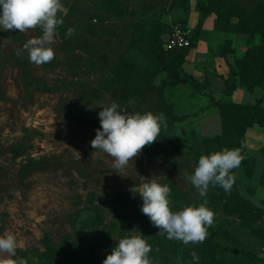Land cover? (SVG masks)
<instances>
[{"label": "rangeland", "instance_id": "374dc122", "mask_svg": "<svg viewBox=\"0 0 264 264\" xmlns=\"http://www.w3.org/2000/svg\"><path fill=\"white\" fill-rule=\"evenodd\" d=\"M121 1L125 15L113 16L97 10L90 0H62L69 11L50 45L55 58L39 67L30 62L23 45L41 37V29H0V235L16 236L19 246L13 259L38 264L46 235L57 250L79 251L83 240L97 237L80 229V222L95 210L103 217L100 236L110 232L118 242L133 234L143 236L152 248V264H198L192 258L197 255L194 245L158 235L159 229L141 211L138 188L143 178L167 186L172 180L181 193L176 199L168 197L173 212L203 202L205 197L188 177L202 155L222 151L210 142L222 134V120L207 95L243 104H255L264 96L260 88L250 93L240 87L227 95L236 62L259 44V37L226 30L230 26L225 21L238 22L229 17L234 6L253 11L264 0ZM144 1L157 8L162 21L151 34L137 31L142 23L131 14ZM177 24L194 34L193 47L179 70L189 84L171 78L155 47L154 38L161 33L163 48ZM69 28L74 35L66 37ZM192 81L200 83V91ZM113 102L122 112L162 113L167 123L157 141L120 171L111 156L91 147L101 129L99 112ZM248 137L246 133L244 158L254 178L249 181L241 165L232 174L240 194L261 210V220L252 228H264V141L256 134ZM73 149L81 153V160L75 159ZM208 196L207 207L215 213L213 227L220 229L218 239L228 255L236 249L222 236L224 231L251 251L263 247L238 216L223 210L228 198L223 188L210 186ZM139 214L149 227L146 236Z\"/></svg>", "mask_w": 264, "mask_h": 264}, {"label": "clouds", "instance_id": "9594fccd", "mask_svg": "<svg viewBox=\"0 0 264 264\" xmlns=\"http://www.w3.org/2000/svg\"><path fill=\"white\" fill-rule=\"evenodd\" d=\"M0 9V29L3 31L18 30L26 33L37 28L42 30L43 35L29 39L23 45V50L27 51L30 62L37 67L51 63L55 51L50 45L55 42L57 29L64 24L63 17L69 11L62 0H0ZM74 32L73 28H69L65 35L70 37ZM17 54L22 55L23 52L18 51ZM119 108L115 102L111 106L102 107L98 116L102 130L97 129L91 141L93 149L103 151L113 158V167L118 171L136 159L146 146L154 144L162 127H167L162 113L133 114L122 112ZM73 150L75 159L81 160V153ZM242 160L240 149L225 148L211 155H202L194 174L188 179L205 199L198 207L187 206L179 212H173L170 208L169 186L142 177L144 182L138 188L143 200L142 213L159 229L158 235L166 234L167 239L182 241L185 245L203 243L208 236V229L214 226L215 221L214 211L207 207L209 188L219 186L230 194L235 183L232 170L238 168ZM132 191L136 192L137 186ZM130 233H135V230ZM18 246L15 235H0V264H27L23 258L13 259ZM151 251V246L143 236L133 234L122 238L103 264H152L149 256ZM258 257L264 260V252H259ZM192 258L198 260L195 253Z\"/></svg>", "mask_w": 264, "mask_h": 264}, {"label": "trees", "instance_id": "16d2710c", "mask_svg": "<svg viewBox=\"0 0 264 264\" xmlns=\"http://www.w3.org/2000/svg\"><path fill=\"white\" fill-rule=\"evenodd\" d=\"M90 1L97 10L106 12L109 15L123 16L126 13L125 5L121 0ZM131 14L142 23V26L137 27V31L143 29L151 34L152 31L157 32V29L162 26L157 8L149 2H142L139 8L133 10ZM229 17L238 19V22L232 25L229 21H225V24L230 26V29L226 28V30L247 34L251 39L257 36L259 37V44L254 45L238 59L236 69L233 71L234 81L227 83L226 93L228 96H232L238 87L250 93H253L257 88L262 89L264 92V3L253 11L234 6L230 9ZM193 38L194 34L191 37L192 45L189 48L173 51H166L164 44L162 48L161 33L154 38L155 47L164 62L165 69L169 72L171 78L180 84H189L188 80L181 78L179 70L188 51L193 47ZM191 84L200 91L201 85L199 82L192 81ZM207 96L209 105L219 109L222 120V134L211 139L210 142L218 144L222 150L225 148L229 150L240 149L243 156L241 166L244 168L247 179L252 181L254 171L248 167V161L244 158L247 153L246 133L256 126L264 132V96L258 98L255 104L232 101L221 102L215 100L210 94ZM261 154L264 160V146L261 148ZM260 182L264 185V167L261 170ZM168 186L171 189L170 195L174 199L179 198L181 193L176 189L172 180L169 181ZM210 198L211 196L206 197V199ZM223 210L230 215L238 216L242 226L261 239L263 247L251 251L229 232L224 231L222 236L231 242L236 249L234 254L228 255L225 247L218 239L220 229H215L212 226L208 229V236L203 243L192 244L196 247L198 257L196 261L198 264H264V260L258 257L259 252H264V228H252L254 223L261 220L262 213L249 199L240 194L236 179L230 194L228 193V198L225 200ZM101 224H103V217L95 210L80 222L82 231L96 233L97 237L94 241L83 240L79 251L57 250L52 243V239L46 235L44 241L45 252L39 255L38 264H103V261L118 246L119 242L112 239V233L110 232L100 236ZM139 224L146 236L149 227L146 219L141 214H139ZM102 227L104 229L106 225Z\"/></svg>", "mask_w": 264, "mask_h": 264}, {"label": "built area", "instance_id": "2783aa9c", "mask_svg": "<svg viewBox=\"0 0 264 264\" xmlns=\"http://www.w3.org/2000/svg\"><path fill=\"white\" fill-rule=\"evenodd\" d=\"M192 30L177 24L164 43L166 51L182 50L192 45Z\"/></svg>", "mask_w": 264, "mask_h": 264}, {"label": "crops", "instance_id": "0c3cea01", "mask_svg": "<svg viewBox=\"0 0 264 264\" xmlns=\"http://www.w3.org/2000/svg\"><path fill=\"white\" fill-rule=\"evenodd\" d=\"M257 127H258V126L249 129V130L247 131V137L249 136L248 138H250V137H252V135L256 134V139L263 143V141H264V132L262 131V129H261L260 127H258V128H257ZM251 132H257V133H251ZM249 133H251V134L249 135ZM259 138H260V139H259ZM259 164H261V161H259ZM261 166H262V165H261ZM258 167H259V166H257V168H258Z\"/></svg>", "mask_w": 264, "mask_h": 264}]
</instances>
